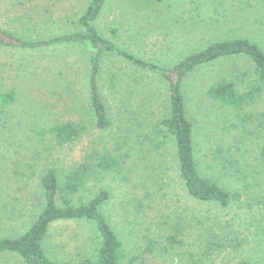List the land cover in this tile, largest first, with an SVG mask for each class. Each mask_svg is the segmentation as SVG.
I'll return each mask as SVG.
<instances>
[{
	"label": "rangeland",
	"instance_id": "1",
	"mask_svg": "<svg viewBox=\"0 0 264 264\" xmlns=\"http://www.w3.org/2000/svg\"><path fill=\"white\" fill-rule=\"evenodd\" d=\"M89 1L0 0V30L26 40L50 39L77 29L75 18ZM216 4L208 11L198 0H108L95 26L111 41L112 29H117L120 38L114 41L119 47L162 67L231 38L250 39L264 50V0ZM90 73L89 52L80 44L0 46V95L15 97L10 105L0 99V238L22 233L40 213L46 171L55 168L63 177L91 154L110 151L121 160L119 171H94L80 195L87 201L99 190L109 193L103 212L131 252L145 250L149 241L165 245L176 223L186 227L181 234L186 242L221 223L235 239L234 247L208 264H264V171L257 161L264 145V86L241 112L211 102L204 92L223 78L236 82L242 93L258 87L254 65L244 57L222 59L198 69L185 84L201 172L239 194L228 208L197 202L187 194L174 142H167L159 125L168 113V90L160 76L121 57H103L99 86L111 125L99 130ZM69 122L84 126V131L76 142L61 146L53 128ZM217 146L224 151L215 163L210 155ZM221 156L230 157L229 163ZM95 246L92 224L58 222L46 249L58 260H79L92 256ZM154 262L183 264L175 253H164ZM0 264L24 263L2 254Z\"/></svg>",
	"mask_w": 264,
	"mask_h": 264
},
{
	"label": "trees",
	"instance_id": "2",
	"mask_svg": "<svg viewBox=\"0 0 264 264\" xmlns=\"http://www.w3.org/2000/svg\"><path fill=\"white\" fill-rule=\"evenodd\" d=\"M154 3H163L165 0H151ZM222 3L223 0H217ZM206 10L216 4V0H198ZM108 0H90L87 7L77 15L74 24L77 29H72L61 35L45 40H26L14 33L0 30V46L19 49H38L58 44H80L89 52L90 63V94L92 108L95 113L96 126L99 130L110 127L109 110L104 102L99 86L101 62L105 56H116L126 60L138 70L148 71L160 76L168 90V113L162 118L160 127L168 141H173L176 148V160L180 178L187 194L200 203L228 208L236 199L238 192H231L219 180L206 176L201 172L196 156L195 124L190 119L185 94V84L189 77L198 69L208 66L222 59L244 57L254 65V79L259 84L244 93L240 92L236 82L223 78L215 80L205 89V97L211 102L223 107L233 108L237 112L243 111L250 105L256 95L264 86V50L255 42L247 38H231L216 41L206 45L203 49L190 53L177 64L171 67H162L158 64L134 56L130 51L119 47L117 29H112L113 41L103 37L95 26L107 7ZM223 8H214L218 10ZM115 40V41H114ZM3 104L10 105L15 101L13 93L1 94ZM260 129L264 139V112L262 113ZM84 126L75 123L56 125L53 128L55 141L61 145L76 142ZM166 142L164 143V145ZM224 151L217 146L210 157L215 163ZM230 149L228 153H230ZM221 160L228 162L230 157L221 156ZM89 161L77 164L63 177L55 168L44 173L41 178L43 189L42 207L33 223L22 233L10 237L0 238V255L17 256L24 264H136L137 260L146 254L149 256L141 260L140 264H154L160 255L173 254L179 256L183 264H208L215 259L218 253L228 247H234L235 239L229 237L228 227L216 223L217 227L201 230L198 237L192 242H186L181 234L186 227L176 223L173 234L166 239L163 246H158L156 241H149L145 250L131 252L125 242L115 232L103 212L104 205L110 195L106 190H99L85 201L80 193L86 188L87 181L94 171L117 172L122 163L110 151L105 155L91 154ZM95 159V160H94ZM258 164L264 171V145L258 154ZM58 222H86L93 225L96 231V246L90 257L79 260H58L48 253L46 249L50 238V231ZM202 226L204 224L200 223ZM217 229V230H216ZM231 231V230H230ZM238 240V237L236 238ZM161 247V248H160ZM187 249L185 250V248ZM188 249V248H192ZM162 250V251H161ZM158 251V253H156ZM239 264H251L241 261Z\"/></svg>",
	"mask_w": 264,
	"mask_h": 264
}]
</instances>
